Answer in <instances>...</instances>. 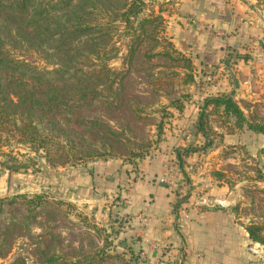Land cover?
<instances>
[{"label": "trees", "instance_id": "16d2710c", "mask_svg": "<svg viewBox=\"0 0 264 264\" xmlns=\"http://www.w3.org/2000/svg\"><path fill=\"white\" fill-rule=\"evenodd\" d=\"M143 8V0H0L2 167L10 173H36L39 159L52 169L64 168L90 163L112 153L116 146H126L120 138L126 129H114L109 121L116 114L130 113L131 117L142 112L136 99L125 93V82L138 68L136 59L142 46L151 41L160 46V51L148 56L150 60L171 59L168 46L184 57L171 41H162L165 45L157 42L164 34V19L153 13L140 17ZM120 29L128 36L121 49L115 40ZM114 50V57H107ZM120 53V67H114L112 61ZM188 60L190 72L185 80L179 72L166 74L158 68L153 75L141 77L148 93L173 90L175 78L183 86L193 87L196 78L203 84L204 73L200 76ZM185 103L172 106L179 110ZM99 110L104 111L107 122L98 117ZM215 117L237 130L264 136V125L247 118L234 92L205 97L196 125L204 145L177 153L176 167L188 191L177 194L176 210L190 193L187 161L182 157L217 149L210 137ZM213 175L218 180L222 176L219 172ZM259 193L264 195V190ZM64 207L73 209L67 202L49 201L45 194L0 199V260L18 246L22 253L32 247L34 264H132L136 257L132 249L112 255L106 239L100 248L98 228L85 217L87 230L71 222ZM37 228L39 235L35 234ZM245 230L252 243L264 248V220L250 223ZM11 264H27L26 258L19 255Z\"/></svg>", "mask_w": 264, "mask_h": 264}, {"label": "rangeland", "instance_id": "374dc122", "mask_svg": "<svg viewBox=\"0 0 264 264\" xmlns=\"http://www.w3.org/2000/svg\"><path fill=\"white\" fill-rule=\"evenodd\" d=\"M235 1L236 15L241 19L244 18L241 25L247 32L248 39L246 47L242 51L228 55L230 56L229 61H231L230 79L232 82L222 81V84L219 83V87L215 88L220 91L234 92V99L243 108L247 118L254 123L264 125V0ZM143 2V14L140 17L146 18L153 13L164 19V34L160 35V40L157 41L162 45H165L162 41H170L167 33L169 22L173 23L178 21V18H183L186 21L189 20L187 23L190 25H194L199 21V17L204 20H212V16L209 15L212 12L208 9H211V6L227 9L228 4L226 0H143ZM192 4L196 5L195 13L187 15L185 10L187 7L192 9ZM197 5H199L198 8ZM203 5H207V7L204 8ZM127 37L120 29L115 37L119 49L124 43H127ZM158 51H160V46L153 41L143 45L136 59L138 68L125 82V93L136 99L133 101L140 106L139 109L142 111L140 115L130 117V113L124 116L116 114L117 118L109 121L110 126L114 129L119 127L126 129L122 136L120 135L123 145L126 146L124 148L116 146L112 153H106L92 161L93 163L112 160L121 167L132 166L139 157L150 151H155V147L161 141L167 109H172L173 103L188 102L190 93L196 92L192 87L181 85L182 81L175 78L173 90L168 88L164 92H155L154 95L148 93L141 77L153 75L156 68L166 74L179 72L184 80L190 72L189 57L183 54L182 58L170 46L167 47V51L172 60L160 57L153 60L148 59L149 55ZM114 55L115 50L107 57H114ZM121 57L122 53L112 61L114 67H120ZM253 59L257 61L256 66H253L254 69H247L242 64H234L235 60L253 64ZM262 62L263 64H260ZM195 70L201 76L199 69L195 67ZM205 76H202L203 80L205 78L210 79L209 81L221 80L219 73L215 71H212L211 75ZM170 79L171 76H168L167 80ZM98 117H101L102 121L107 120L104 118L106 116L103 110L98 111ZM108 117L111 119L110 116ZM211 121L213 122L211 123L210 137L217 149L212 148L207 152L215 153V167L222 175L219 181L225 186L228 193L232 194L230 210L235 224L238 226L239 235L233 237V242L228 244L229 250H225L222 257L204 259L202 264H264V248L252 243L245 230L250 223H259L264 220V203L260 202L264 201V195L259 193L260 190H264V136L232 128L218 117L212 118ZM177 131L178 135L184 136L181 130V133H179V129ZM192 141L195 144L194 138ZM0 161H2L1 158ZM38 168L36 173L31 171L10 173L0 165V199L22 194H45L51 202L60 200L67 202L73 206V209L68 210L66 207L63 209L68 212V219L71 222L78 223L84 230H87L83 221V217H85L90 225L98 228L100 248L105 246V239L108 243L107 249L112 255L124 253L129 248H133L132 242L126 237L128 233L127 218L119 214V206L114 208L116 202L119 201L118 198H112L106 204L99 200L94 204H92L93 202L84 204L83 202L67 201L60 197L62 190L65 193L71 187H75L73 185H76L78 171L85 172L86 169L84 170L79 165L52 169L43 159H39ZM87 169L89 170V168ZM70 182H73V185ZM95 185H92L94 190ZM123 189L126 190L125 187ZM70 190L74 191V188ZM98 199L100 198L98 197ZM104 206L106 208L100 212L102 209L100 207ZM39 223H42V220ZM35 227H39V224ZM39 229L37 228L36 235L41 233ZM91 234L95 235L93 231ZM241 234L244 235L243 246L241 245ZM18 248L17 246L7 259L0 260V264H11L19 255L26 258L27 264H34L36 259L31 252L32 247H29L25 253H22ZM84 249L86 251V246ZM65 252L68 250L65 249ZM128 261L131 260L127 258L126 263H129ZM131 263L139 264L136 257Z\"/></svg>", "mask_w": 264, "mask_h": 264}, {"label": "crops", "instance_id": "0c3cea01", "mask_svg": "<svg viewBox=\"0 0 264 264\" xmlns=\"http://www.w3.org/2000/svg\"><path fill=\"white\" fill-rule=\"evenodd\" d=\"M226 2L227 9L212 6L208 9L212 12L209 14L212 20L199 17L196 24L190 25L189 20L178 18V21L168 23L167 30L175 49L189 57L199 72L204 75L218 72L221 80L205 78L201 84L196 78L192 87L196 92L190 93V101L179 110L167 109L161 141L151 155L126 167L111 160L79 165L86 170L78 171L76 185L70 182L75 186L70 188L74 191L68 189L64 193L62 190L60 196L84 204H94L98 200L106 204L110 199L118 198L120 204L116 202L114 208L119 206V214L127 218L126 237L132 242L139 264H202L204 259L222 257L223 252L229 250L228 244L233 242V237L239 235L230 210L232 194L213 175L218 169L212 151L182 157L187 161L185 173L189 178L190 193L188 200L175 209L177 194L186 193L182 174L176 167L177 153L204 145L203 137L196 132L199 107L205 97L232 93L215 87L222 81L232 82L228 55L242 51L248 39L241 25L244 18L236 15V1ZM195 8L193 4L192 9L187 7L186 14L195 13ZM253 62L235 60L234 64L254 69L257 61L253 59ZM178 129L179 133H184L183 137L178 135ZM163 177H168L178 189L160 183ZM93 184H96L95 190ZM100 208L101 212L106 206ZM179 210H185L190 217L183 230L177 228ZM243 242L244 235L241 234L242 246Z\"/></svg>", "mask_w": 264, "mask_h": 264}, {"label": "built area", "instance_id": "2783aa9c", "mask_svg": "<svg viewBox=\"0 0 264 264\" xmlns=\"http://www.w3.org/2000/svg\"><path fill=\"white\" fill-rule=\"evenodd\" d=\"M189 170H193V169L189 168ZM160 183L166 184V185H168L170 187H177V185H175V183L173 181H170V179H168V177H163L160 180ZM184 188H186V187L184 186ZM177 189H178V187H177ZM185 190H186V193H187V191H188L187 188ZM127 202L128 201L125 200V203H127ZM179 212L180 213L178 215V219L179 220L177 222V228L179 230H183L185 228V224L184 223H186L189 220L190 217H189V213L186 212L185 210H179Z\"/></svg>", "mask_w": 264, "mask_h": 264}]
</instances>
